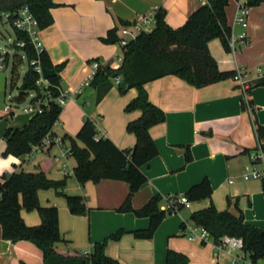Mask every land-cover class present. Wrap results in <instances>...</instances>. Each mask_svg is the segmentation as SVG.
<instances>
[{"label":"crops","instance_id":"crops-1","mask_svg":"<svg viewBox=\"0 0 264 264\" xmlns=\"http://www.w3.org/2000/svg\"><path fill=\"white\" fill-rule=\"evenodd\" d=\"M205 2L207 0H60L62 5L52 9L54 23L39 29L38 36L52 62L64 64L62 89L74 92L91 71L93 60L115 69L121 66L118 60L122 55L124 58L121 45L101 40L109 30L117 28L118 35L121 26L135 30L141 15L161 8L165 9L167 23L179 28ZM241 3L246 0H230L226 13L232 32L245 33L248 43L228 51L220 38H214L208 46L221 71H236L251 86L264 75V3L250 7L247 27L236 20ZM152 24L153 27L150 24L143 31H151L155 22ZM119 85L114 80L112 88L99 102L95 87L84 88L63 107L53 128L54 135L76 136L84 119L90 117L97 124L99 136H107L121 149L132 148L137 138L127 131V125L138 119L142 111H127L126 106L137 97L138 90L131 88L122 93ZM146 89L150 100L163 109L167 117L150 130L159 154L142 167L147 181L132 199L134 208H142L157 195H183L204 178H208L213 187L211 198L192 202L189 208L168 214L152 238H139L133 233L147 229L149 217L119 211L129 194L127 182L103 179L98 183L80 184L77 181L76 160L71 155H63V149L71 146L69 139L62 145L54 144L24 156L5 155L6 130L22 128L34 116L21 110L7 116L5 105L0 106V177L20 169L37 171L44 163L51 165L49 178L67 179L66 193L85 197L89 211L77 215L70 211L65 197L54 189L39 191L42 206L58 207L60 231L65 241L57 246L63 251H91L94 243L123 229L125 233L120 239H110L106 245L107 255L122 264H166L169 249L186 254L189 264H251L250 255L243 250L228 252L212 237L191 240L189 236L197 226L191 220L192 213L211 204L220 211L236 212L239 207L247 223L264 229V152L259 150L255 126L256 122L264 125V86L252 87L246 96L235 77L196 87L177 75H167L148 82ZM188 152L191 153L189 160ZM255 170L260 172L259 178L251 176ZM246 174L250 177L246 178ZM164 204L162 201L161 207ZM22 216L30 226L41 223L37 210L23 209ZM43 263L40 247L29 240L4 239L0 224V264ZM258 264H264V258Z\"/></svg>","mask_w":264,"mask_h":264},{"label":"trees","instance_id":"trees-1","mask_svg":"<svg viewBox=\"0 0 264 264\" xmlns=\"http://www.w3.org/2000/svg\"><path fill=\"white\" fill-rule=\"evenodd\" d=\"M230 0H207L190 14L186 23L179 28L171 27L166 21L165 9L161 8L155 16V27L142 31L129 41L124 49V58L117 69L109 64H102L92 81L91 86L97 89L99 102L112 88L114 80L122 77L126 86L119 85L122 93L131 88L138 90V95L127 106V111L141 110L142 115L127 125V131L136 135V144L130 149L119 148L107 136H99L97 124L90 117L84 123L76 136L67 135L70 140L71 156L76 160L74 176L80 184L88 181L98 183L103 179L122 180L129 185V194L119 208L121 212H133L138 217H149L147 229L135 230L139 238H152L164 218L171 214L161 207L165 197H152L142 208L136 209L132 204L134 195L147 181L142 167L159 154V149L151 135V128L166 120V113L154 104L149 97L146 84L152 80L177 75L196 87H203L221 80L233 78L236 71H221L218 62L212 56L208 43L214 38H220L226 48L231 51L229 39L232 28L228 24L226 7ZM264 0H246L248 7H256ZM60 0H0V15L7 16V21L13 26L17 41L25 42L23 47L13 44L15 52L7 55V61L12 63L14 75L18 65L23 61V55L29 62L20 90L26 95L34 93L33 103H43V99L51 93L53 100L42 104L43 112L35 114L22 128H8L5 132V155L24 156L33 151L43 138L53 132L63 110L57 102L62 87L61 71L64 64L55 65L49 53L44 49L38 52L29 33L16 28L14 21L20 9L28 7L34 16L38 29L43 30L54 23L52 9L61 6ZM104 43H119L118 29L113 28L102 37ZM22 53V56L19 54ZM37 60L42 66L56 71L49 78L50 86L44 90L37 85L39 73L32 65ZM254 86H264V75L257 79L247 89V96ZM251 103V102H250ZM243 107H247L244 101ZM256 133L259 140V150L264 152V125L256 122ZM81 142V143H80ZM191 153L188 152V160ZM259 159V155L256 157ZM51 161V160H50ZM53 162V161H52ZM41 163L37 171L20 169L0 177V224L2 236L6 240L17 242L29 240L40 247L44 254L43 264H122L117 259L107 255L106 245L110 239H120L125 230L120 229L102 242L93 244L91 251L62 250L58 243L64 242L60 231L59 210L56 206H42L39 191L54 189L65 197L73 214H87L89 208L86 199L81 195H70L64 191L67 179L54 180L48 177L49 166ZM191 202L212 197L213 187L208 178L193 185L186 193ZM183 207L180 206V210ZM37 210L41 217L39 225H28L22 210ZM191 220L199 227L209 231L211 237L220 244L225 236L240 237L244 241L243 251L250 255L251 264H258L264 258V229L247 223L244 212L237 208L220 211L214 204L195 211ZM189 257L181 252L169 249L166 264H189Z\"/></svg>","mask_w":264,"mask_h":264},{"label":"built area","instance_id":"built-area-1","mask_svg":"<svg viewBox=\"0 0 264 264\" xmlns=\"http://www.w3.org/2000/svg\"><path fill=\"white\" fill-rule=\"evenodd\" d=\"M156 13H157V11H151L148 14L141 15L138 18L137 22L135 23V26H134L135 30H132L131 27H129V26H121L120 27V29H119V44L122 47L123 53H124L123 48H125L127 46V44L129 43L130 40L136 38L138 36V34L143 31L144 28H147L148 26H150V24L155 22ZM249 15H250V7H248L245 3H241L240 7L238 9V12H237V18H236L237 23L243 27H247ZM14 25L19 30L29 33V35L31 36V40H32L33 44L35 45L36 49L38 50V52H41L44 50V46H43V44L40 41L39 36H38L39 29H38L37 23L35 21L34 16L29 11L28 7H23L22 9L19 10L17 17L14 21ZM14 43H16L20 47H23L25 45V42L17 41L16 36H15V40L13 41V44ZM246 43H248V38H247V35L245 33H242L240 35H235L232 32V35L229 39V45L233 51H235L239 46L245 45ZM8 54L11 55L10 51L0 52V78H1L2 73L6 72V69L11 64L10 62L7 61V55ZM22 57H23V59L25 58L24 55ZM118 60H119V62H123V55ZM90 64H91V71L88 73V75L86 76L84 81L81 83V85L74 92L65 91L64 89H62V87L59 88L60 89V96L56 100L61 106L64 107L70 99L77 98V96L80 94V92L84 88L91 86L92 81L94 80V78L97 74V70L102 64L99 60H93ZM32 65L35 66V70L39 73V79L37 81V85L40 86L41 88H43L44 90H48V88L50 86L49 79H46L44 77L41 63L37 60H34V61H32ZM235 79H237L241 82L242 87H243L245 94L247 96V89L250 88V85L242 79V75L239 73H237L235 75ZM115 81L117 84H121L122 77L118 76L115 79ZM5 82H6V80H5ZM0 89H1V86H0ZM32 94L34 97L35 94L34 93H32ZM27 96L28 95H26V98H27ZM53 99L54 98L52 97L51 93L48 91V96L45 99H43L42 104L47 105L48 102L50 100H53ZM20 104H22V103H20ZM42 104L40 102L39 103L37 102V103H33L32 105H29L27 107H23V108L19 107V108H21V111H23L25 113L35 115V114L43 112ZM16 109H17L16 106H13V104L8 103L5 105L4 111H5L7 116H11L15 112ZM63 143H64V137L54 135L53 132H49L43 138V140L41 141V143L39 145L34 146L33 151L31 153H33L36 150H42V149L48 148L54 144L62 145ZM70 154H71L70 147H65L63 149V155H70ZM251 176H253L254 178H259L260 172L255 170L252 172ZM245 177L249 178L250 176H249V174H246ZM164 201H165V204L162 208L164 210H166L167 212H170L171 214L178 212L180 210V206L189 208L192 204V202L189 200V198L186 196V194L168 195V196H165ZM210 237H211V235H210L209 231L206 230L205 228H202L199 226H196L194 228V233L189 236V238L191 240H197V239L208 240ZM220 246L223 247L224 249H226L228 252H232L235 250H243L244 241L240 237L225 236L222 239Z\"/></svg>","mask_w":264,"mask_h":264},{"label":"rangeland","instance_id":"rangeland-1","mask_svg":"<svg viewBox=\"0 0 264 264\" xmlns=\"http://www.w3.org/2000/svg\"><path fill=\"white\" fill-rule=\"evenodd\" d=\"M154 24H151L150 27H153ZM15 40L14 28L7 21V16L0 15V52L10 51L11 55L15 52V47L13 46V41ZM120 46V44H118ZM22 56V53H19ZM29 62L26 58L18 65L17 74L14 75L12 70V63L6 69L7 80H6V90L3 91L0 89V106H4L8 103L13 104L17 107V111H20L19 107H27L33 104V94H29L25 101L22 104H17L15 102V97L20 91V86L22 84L23 77L28 70ZM244 263V262H241Z\"/></svg>","mask_w":264,"mask_h":264},{"label":"water","instance_id":"water-1","mask_svg":"<svg viewBox=\"0 0 264 264\" xmlns=\"http://www.w3.org/2000/svg\"><path fill=\"white\" fill-rule=\"evenodd\" d=\"M42 71H43V75H44V77L46 79H49V78L53 77L56 74L55 70L49 69V68H47L45 66H42ZM6 77H7L6 72H3L2 75H1V78H0V86H1V89L3 91L6 90V84H5ZM125 86H126V82L123 81L122 82V87H125ZM25 100H26V92L24 90H20L18 95L15 97V101L18 104H20V103H22Z\"/></svg>","mask_w":264,"mask_h":264}]
</instances>
